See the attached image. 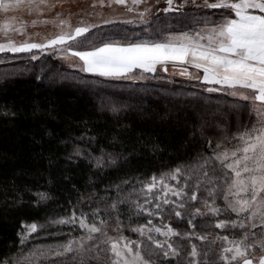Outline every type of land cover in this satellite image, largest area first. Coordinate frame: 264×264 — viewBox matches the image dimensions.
I'll use <instances>...</instances> for the list:
<instances>
[{
    "label": "snow or ice",
    "instance_id": "obj_1",
    "mask_svg": "<svg viewBox=\"0 0 264 264\" xmlns=\"http://www.w3.org/2000/svg\"><path fill=\"white\" fill-rule=\"evenodd\" d=\"M112 2L124 5L126 0ZM131 2L137 6L142 0ZM165 2L167 6L162 9L165 13L180 11L191 4L198 10L223 9L224 14L219 22L205 17L203 27L169 33L162 41L145 40L126 45L105 42L87 51L71 49L80 43L78 38L89 32L90 26L73 29L66 19L57 18L55 22L60 31L46 43L25 41L16 44L9 40L0 43V52L47 51L51 48L78 57L82 62L79 71L83 73L118 79H142V73H155L157 66L167 72L169 63L174 69L179 67L180 75L191 76V67L202 72V76H196V79L219 86L208 87L209 93L225 92L244 101L245 108L250 104L255 122L250 127L244 125L243 131L232 137H222L211 149V155L198 154L184 167L138 180L136 183L140 186L133 185L127 194L120 195L117 186L118 198L103 209L97 206L91 213H77V205H73L70 215L50 219L49 224L72 225L74 228L78 225L82 232L79 238L48 250L21 252L20 257L5 258L2 264H22V260L23 264H36L39 257L49 255L57 258L50 260L49 264H58V258L69 254L72 256L71 264H165V261L170 264L173 259H184L186 264H264V0H204L203 4L197 0ZM50 7L48 0H0V12L5 14L22 8L38 13ZM127 10L132 11L133 8ZM150 11L146 8L139 13L142 22H146ZM4 27H8L7 22ZM31 58L37 59L35 55ZM135 69L141 70L140 77L135 75ZM117 110L113 108V111ZM211 144L210 139L209 148ZM151 150H160V145L153 144ZM101 153L94 158L93 167L104 166V149ZM84 155L77 145L67 159ZM106 155L108 162L114 164L111 153ZM123 183L127 185L129 181L124 180ZM35 195L37 204L48 199L45 192ZM123 204L129 206L127 230L136 233L139 239L124 235ZM233 214L235 218H232ZM140 216L147 217L145 223L132 222L133 217ZM198 217L213 221L214 229L231 233L232 238L218 233L209 240L206 231L196 232ZM173 218L180 222L187 219L191 231L179 232L171 224ZM43 227L35 223L30 225L28 233L21 234V245ZM109 228L117 235H110ZM176 237L181 241L187 240L191 245L186 256L185 246L177 242ZM193 238L206 247L192 243ZM257 249L260 251L258 256Z\"/></svg>",
    "mask_w": 264,
    "mask_h": 264
},
{
    "label": "trees",
    "instance_id": "obj_2",
    "mask_svg": "<svg viewBox=\"0 0 264 264\" xmlns=\"http://www.w3.org/2000/svg\"><path fill=\"white\" fill-rule=\"evenodd\" d=\"M223 14L206 8L164 12L112 36L161 41L169 33L201 28L205 17L219 22ZM54 60L51 72H62ZM21 64L0 63V262L23 250L22 224L70 215L92 193H112L124 180H147L189 164L208 154L210 139L213 147L248 124L242 120L249 114L245 102L164 73L148 72L141 82L47 80L19 70ZM153 144L160 150L153 152ZM76 145L93 155L104 149L115 163L97 168L84 157L67 159ZM37 192L48 199L37 204Z\"/></svg>",
    "mask_w": 264,
    "mask_h": 264
},
{
    "label": "rangeland",
    "instance_id": "obj_3",
    "mask_svg": "<svg viewBox=\"0 0 264 264\" xmlns=\"http://www.w3.org/2000/svg\"><path fill=\"white\" fill-rule=\"evenodd\" d=\"M180 2L181 0H177V3ZM203 2L204 0H197V3L199 4H203ZM210 2H215V0H210ZM48 3L52 5V7L48 9H41V11L38 13L29 12L27 9H23V8L9 12L7 14L0 12V43H7L9 40L15 42L16 44H20L21 42H25V41L46 43L47 39L53 38L60 31V27L55 22L57 18L66 19L70 23L73 29L76 26H90L89 32L84 33L83 36L78 38L80 43L74 46L71 49V51L91 50L93 46H101L105 42H117L122 45H126L129 43H137L145 40H141L137 42L128 41V40L122 41L115 39L112 35L113 34L116 35L117 33L120 32H125V30L135 28L136 26L147 25L149 20L153 18L155 15L164 13L162 9L167 6L165 0H142V3H140L137 6H133L131 0H126V3L124 5L116 4L112 2V0H102V2L101 0H48ZM129 7H132L133 10L128 11L127 9ZM146 8L150 9L151 11L147 14L145 18L146 22H142L139 13L143 12L144 9ZM185 8L194 9L196 7L189 4ZM220 10L224 11L223 9ZM170 12H177V11H170ZM6 22L8 24L7 28L4 27ZM126 24H128L129 26H127ZM93 25L95 27H91ZM111 29L112 30L115 29L116 31L112 32ZM65 30H67V28ZM149 41H153V40H149ZM56 47L62 48L63 46H56ZM32 55H35L37 59L33 60L31 58ZM54 58L57 59V61H59V63H61L62 65L63 71L57 72L60 73L59 75L57 73L53 74L51 72L50 65L51 63L54 64L55 61ZM4 61L22 63L21 65H19V70L25 71L26 73L29 74L30 73L36 74L37 76H39V74H43L42 79H47V80H50L51 78H56L57 80L74 79L77 81L82 80L83 78L85 79L94 78L96 80L118 79L112 77H102L94 73H83L79 71V65L82 62L79 61L78 57L66 55L63 51L57 52L51 48L48 49L47 51L33 49L30 52H21V53L0 52V63H3ZM167 67H168V71L165 72L161 70L160 66H157V71L155 73H164L165 76L170 80L173 79L174 80L177 79L181 81L186 80V81L202 84L204 85L205 89H207L208 87H219L217 85L205 84L202 81L197 80L195 78L196 76H199L197 73L191 76H182L179 74V67H177L176 69H174L172 65H167ZM8 72L16 73L15 71H8ZM50 72L52 73V75ZM189 72L191 73L190 69ZM134 73L137 77L141 76L140 69H135ZM147 73L148 72L142 73L143 75L142 79H134V80L124 79V80L141 82L144 81L145 75ZM53 75H55V77ZM221 93L223 94L225 92H221ZM101 99L103 103L105 104L107 103L105 98H101ZM234 99H238V98H234ZM248 112L249 114L243 115L242 120L246 121L249 124L247 125L250 127L251 123H254L256 120L255 113L253 112L250 104L248 107ZM249 116L251 117V119L249 118ZM237 132L238 131H236V133ZM233 133L235 134V132ZM234 134H230L231 137ZM79 146L81 150L84 151L85 153V155L82 157L86 158L94 165L95 164L94 158L101 155H93L91 154V152L86 150L81 145ZM215 147L216 145L211 147L207 155H211V149ZM104 159L106 164L108 162V157L104 156ZM184 166L185 165H180L178 167H184ZM160 174H157L156 176H159ZM136 182L137 181L132 183L129 182L127 185H125L124 183L117 185L119 186L120 195L127 194L131 190L133 185L139 187L140 185L137 184ZM170 183L176 184L177 181H170ZM117 186H114L112 188V193L111 191L108 190L103 192L102 195H97L95 193H92L87 198L86 206L80 210H76L77 213H79L80 211L91 213V210L97 206L103 209L107 205H110L113 202V200L118 198ZM219 202L222 206L223 200L221 199ZM196 206L199 207L198 204ZM128 209L129 206L127 204L121 205V219L123 220L125 225L124 235L128 236L130 239L136 240L139 239L138 235L136 233H132L127 230V225L129 222L128 216L130 215ZM232 218H235L234 214ZM146 219H147L146 216L133 217L132 222L145 223ZM49 221L50 219L41 222H29L22 224L21 232L19 234V240L21 238V234L28 233V227L33 223L37 224L38 226L44 225V227L38 228L37 232L32 233L29 236L28 240L25 241L24 245H22L23 250L19 251L17 254L13 255L10 258L15 259L17 257H20L21 252L27 254L30 251L36 249L48 250L50 248H56L58 245L64 244L70 239L79 238L82 235V232L81 230H79L78 225L75 228L72 225H52L49 224ZM155 222L158 224L159 220L156 219ZM113 223H114V218H113ZM171 224L175 229H177L181 233L191 231L187 223V219H184L183 222H180L177 219L173 218L171 220ZM195 224H196V228H195L196 232L199 233L202 230L206 231L208 233L209 240L213 239L218 233L221 235L227 234L230 236V238H232L231 233H225L223 230L214 229L213 221L210 220L206 221L198 217L196 219ZM109 234L113 236L117 235V233L113 232L111 228H109ZM238 235L239 233H237V236ZM174 239L185 246L186 251L184 253V256H186L187 251L191 250V245L189 244V242L187 240L181 241L179 237H176ZM192 243L197 244L198 247L201 248L206 247L201 243V241L196 240L195 238H193ZM259 254L260 251L259 249H257L256 255L258 256ZM161 258H162V254H161ZM52 259H57V258H54L51 255L47 257H39L38 260L36 261V264H49V261ZM60 261H63V264H70L72 261L71 254H69L67 257L58 258V264H60ZM0 264H2V262H0ZM22 264H23V260H22ZM165 264H169V262L165 261ZM170 264H186V261L184 259H181L180 261H176L173 259L170 261Z\"/></svg>",
    "mask_w": 264,
    "mask_h": 264
},
{
    "label": "crops",
    "instance_id": "obj_4",
    "mask_svg": "<svg viewBox=\"0 0 264 264\" xmlns=\"http://www.w3.org/2000/svg\"><path fill=\"white\" fill-rule=\"evenodd\" d=\"M168 65H172L171 63H169ZM186 67V66H185ZM191 74L194 75L195 73H197L199 76H202V72H197L196 69L189 67ZM198 80V79H197Z\"/></svg>",
    "mask_w": 264,
    "mask_h": 264
}]
</instances>
